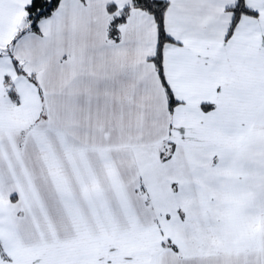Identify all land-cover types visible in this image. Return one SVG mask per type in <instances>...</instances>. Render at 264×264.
Wrapping results in <instances>:
<instances>
[{"label":"snow or ice","instance_id":"obj_1","mask_svg":"<svg viewBox=\"0 0 264 264\" xmlns=\"http://www.w3.org/2000/svg\"><path fill=\"white\" fill-rule=\"evenodd\" d=\"M0 264H264V0H0Z\"/></svg>","mask_w":264,"mask_h":264}]
</instances>
